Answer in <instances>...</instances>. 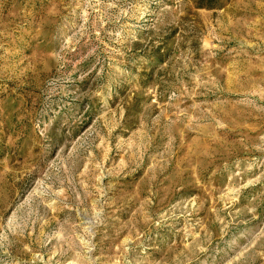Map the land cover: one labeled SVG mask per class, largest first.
I'll list each match as a JSON object with an SVG mask.
<instances>
[{"label": "rangeland", "instance_id": "374dc122", "mask_svg": "<svg viewBox=\"0 0 264 264\" xmlns=\"http://www.w3.org/2000/svg\"><path fill=\"white\" fill-rule=\"evenodd\" d=\"M0 264H264V0H0Z\"/></svg>", "mask_w": 264, "mask_h": 264}]
</instances>
